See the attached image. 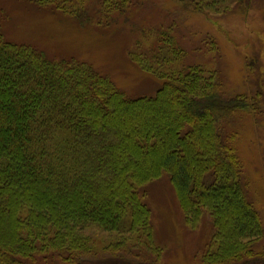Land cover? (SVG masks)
<instances>
[{
  "label": "trees",
  "instance_id": "16d2710c",
  "mask_svg": "<svg viewBox=\"0 0 264 264\" xmlns=\"http://www.w3.org/2000/svg\"><path fill=\"white\" fill-rule=\"evenodd\" d=\"M170 1L217 25L263 0ZM14 2L79 30L130 31V61L164 83L128 98L91 64L7 34L12 10L0 5V264H165L146 201L165 176L190 230L212 220L204 264H264V224L230 128L240 113L264 118L254 112L264 104L259 92L224 93L216 37L195 40L202 64L161 0Z\"/></svg>",
  "mask_w": 264,
  "mask_h": 264
},
{
  "label": "rangeland",
  "instance_id": "374dc122",
  "mask_svg": "<svg viewBox=\"0 0 264 264\" xmlns=\"http://www.w3.org/2000/svg\"><path fill=\"white\" fill-rule=\"evenodd\" d=\"M161 3L162 13L172 14L175 30L180 33L178 38L189 50L190 60L208 64L202 54L194 52L198 46L196 41L200 42L208 35L216 37L220 50L217 70L224 93L230 97L238 94L253 97L259 92L264 104V0L260 2L259 9H250L249 5L246 14L228 16L217 25L200 15H188L183 10L175 12V3L170 0H161ZM0 5L7 11L6 6L12 10L13 21L2 25L7 34L13 32L16 37L29 39L46 50L56 54L68 53L71 54L69 58L91 64L99 73L109 77L128 98L154 95L157 91L154 84L161 86L164 83L142 73L130 61L129 53L134 46V36L130 31L79 30L72 21L66 23L50 13L37 12L29 7L24 10L14 0H0ZM263 109L257 103L254 112ZM257 114H238L230 119V128L240 130L237 149L245 166L249 198L264 224V125L261 126L264 118ZM148 192L146 201L153 213L156 242L164 249L163 262L204 264L202 254L213 233L212 220L205 217L197 229L190 230L168 176L151 184ZM261 246L263 248L264 241Z\"/></svg>",
  "mask_w": 264,
  "mask_h": 264
}]
</instances>
